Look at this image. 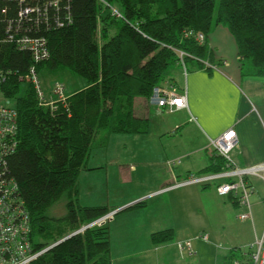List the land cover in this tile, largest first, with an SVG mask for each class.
I'll list each match as a JSON object with an SVG mask.
<instances>
[{
    "label": "trees",
    "instance_id": "1",
    "mask_svg": "<svg viewBox=\"0 0 264 264\" xmlns=\"http://www.w3.org/2000/svg\"><path fill=\"white\" fill-rule=\"evenodd\" d=\"M104 1L71 0V24L47 33L50 54L37 65V72L40 67L65 66L87 80L65 102L52 106L41 103L31 81L20 79L28 74L32 56L7 40L5 22H0V71L5 75L0 92L19 114L18 145L8 157L7 172L18 183L30 213L35 250L53 245L110 211L106 206H81L74 198L93 141L102 129L149 131V120L134 112V99H149L156 85L168 81L170 66L179 65L176 50L190 54L185 58L187 70V59L201 62L208 51L186 32L206 36L215 18L229 28L239 54L253 65L255 74L264 75V0ZM110 5H117L123 16H114ZM14 13L10 5L9 14ZM219 159L204 171L220 170L224 161ZM64 192L69 198L67 213L54 219L63 222L59 225L46 210ZM173 233L158 231L152 240L165 242ZM32 264H112L109 227H87Z\"/></svg>",
    "mask_w": 264,
    "mask_h": 264
},
{
    "label": "crops",
    "instance_id": "2",
    "mask_svg": "<svg viewBox=\"0 0 264 264\" xmlns=\"http://www.w3.org/2000/svg\"><path fill=\"white\" fill-rule=\"evenodd\" d=\"M205 46L211 51L209 59H193L186 73L177 66L181 88L176 79H168L186 94L187 107L170 113L146 97L136 107L135 99L141 97L134 99L135 114L149 120V131L143 134L155 128L166 142H131L129 153L114 159L117 171H106L118 200L109 207L115 214L107 223L112 264H229L238 254L233 249L264 238V195L255 184L257 179L264 185V179L250 178L255 192L249 219L239 218L244 208L231 194L220 195L216 184L168 188L173 175L198 173L218 163L220 157L208 149L209 140L229 128L237 132L238 165L264 162V75L255 74L239 54L236 38L221 23L212 25ZM207 62L216 67L208 68ZM152 112L170 116L157 118ZM106 166L99 163L81 171ZM167 229L174 232L172 239L154 243L152 234ZM187 240L192 254L179 248L178 243Z\"/></svg>",
    "mask_w": 264,
    "mask_h": 264
},
{
    "label": "built area",
    "instance_id": "3",
    "mask_svg": "<svg viewBox=\"0 0 264 264\" xmlns=\"http://www.w3.org/2000/svg\"><path fill=\"white\" fill-rule=\"evenodd\" d=\"M105 3L104 0H100ZM6 4L3 5V3ZM15 9L9 14V6ZM71 0H0V22H5L3 33L7 40L18 50L29 51L33 61L40 62L48 59L49 47L47 33L53 29L71 24ZM111 12L116 17H122L121 11L110 5ZM193 34L195 40L204 44L206 36L202 32H186V36ZM179 63L184 72H187L186 56L190 54L176 50ZM196 59V58H194ZM207 66L216 67L207 62ZM0 71V83L5 78ZM20 79H29L36 89L42 104L54 105L56 102H65L68 98L65 86L56 82L54 84L55 97L47 101L40 85L38 72L32 65L28 74ZM0 94V98H1ZM151 104L172 113L187 107L186 94L169 83V81L156 85L149 97ZM19 114L13 105L0 99V264H32L43 252L50 248L35 250L32 242V221L21 196L20 188L13 176L7 172L8 157L11 156L18 145ZM238 147L237 132L234 128L227 129L219 136L210 138L208 149L216 157H222L224 167L218 171L192 172L185 176L173 175L172 183L168 188H177L187 185L207 186L216 184L220 195L231 194L240 208L238 216L241 219L251 218V194L255 192L254 186L249 184L251 177L264 179V162L238 165L234 160V151ZM169 165L173 161L168 162ZM115 212L108 213L96 219L91 225L108 222ZM84 228L80 229L82 232ZM202 238L207 239L206 235ZM181 250L194 253L191 241L178 243ZM234 256L229 264H264V238H256L247 248L233 249Z\"/></svg>",
    "mask_w": 264,
    "mask_h": 264
},
{
    "label": "rangeland",
    "instance_id": "4",
    "mask_svg": "<svg viewBox=\"0 0 264 264\" xmlns=\"http://www.w3.org/2000/svg\"><path fill=\"white\" fill-rule=\"evenodd\" d=\"M116 7L119 9V7L117 5H116ZM217 7H218V2H217L216 9H215L214 17H216V15H217ZM214 24H216L215 18L213 20V25ZM204 44H205V42H204ZM27 52H29V51H27ZM210 55H211V51H210V49H208L205 56L207 59H209ZM192 58L194 59V57H192ZM191 60L187 59L188 65H190ZM43 61H45V60H43ZM43 61H40V62L33 61L32 65H35L37 67V65ZM179 65L182 66V64H180V63H179ZM177 66L178 65H176V64L170 66V69L168 72V77L172 78L173 80L176 79V83L178 86V85H181L182 80H181V77H179V75H178V70L175 71L177 69ZM182 68H183V66H182ZM183 70H184V68H183ZM38 77H39L41 88H42L43 93H44V97L47 101L51 100V96H56L54 93V84L56 82H60L65 86L66 93L72 92L74 89H77L79 87H83L87 83V80L85 77H83L80 74L70 70L69 68H67L65 66H60L59 68H56V69H51V68H48L46 66L40 67L38 70ZM26 80L30 81L29 79H26ZM168 81L171 84L173 83L171 80H168ZM179 88H181V87H179ZM0 94H1V92H0ZM1 96H2V94H1ZM139 97H141V98L135 99L136 107L140 106V102H139L140 99L145 100V97H142V96H139ZM0 99L4 103L12 105L8 101H6L5 100L6 98H4L3 96ZM152 115L154 116L155 113L152 112ZM168 116H170L168 113L160 112V114L155 115L154 117L167 118ZM107 132H109V131L102 129L98 133L97 137L93 141L90 156L85 163L86 167H88V166L91 167L94 165L96 166V165H99V163H104L107 165L106 168H103V170H98V169H93V170H89V171L84 170V171H81L79 174L78 182H77L78 183V185H77L78 193H77V196L74 198L77 199V202L81 206H106L107 208H109V207L111 208V205H115L117 203L118 200H116L117 197L114 194V188H113L112 181H111V179L109 181L107 176H109L110 173H112V172L115 173L117 171V167H116L117 165L114 163V159L116 156L124 157L125 155H127L130 151V143L131 142H166L165 141L166 138L164 139L162 137H158V133L155 130V128L152 132H150V134L107 133ZM106 134L109 135L107 141L105 139ZM104 140H105V142H103ZM149 147L152 148L151 146H149ZM233 157H234V155H233ZM220 158H222V157H220ZM234 160H235V158H234ZM223 161H224V159H223ZM235 162H236V160H235ZM224 164H225V161H224ZM223 167H224V165H223ZM107 170L110 171L109 174L106 173ZM201 172H208V171H201ZM190 173H192V172H190ZM255 178L256 177H254V179ZM258 182L259 181L257 179H255V184H257V186H258V191L262 195H264V185H262V184L259 185ZM249 184H250V179H249ZM122 187L124 188L125 186H122ZM68 199H69L68 193L64 192L46 210V214L48 215V217L51 218L50 220L52 222L57 223L59 225L63 224L62 221H58V220H54V219L55 218L56 219L62 218L66 215ZM263 202H264V198H263ZM257 208H258V206H255L254 210L256 211ZM111 212H115V210H113ZM111 212H109V213H111ZM113 217H114V215H113ZM94 221H96V220H94ZM94 221L83 225L80 229L84 228V230H85L87 227L93 226L91 224ZM107 223L108 222L101 223V224L98 223V224H94V226H105V225H107ZM55 227L58 228L57 226H55ZM79 230H77L76 233L79 232ZM203 236H204V234L202 235V237ZM44 240H42V241H44ZM51 246H52V244H51ZM247 247L248 246H246L245 248H247ZM238 249H241V248H238Z\"/></svg>",
    "mask_w": 264,
    "mask_h": 264
},
{
    "label": "water",
    "instance_id": "5",
    "mask_svg": "<svg viewBox=\"0 0 264 264\" xmlns=\"http://www.w3.org/2000/svg\"><path fill=\"white\" fill-rule=\"evenodd\" d=\"M75 233H76V232H73V233H71L70 235L66 236L65 238H67V237H69V236H71V235H73V234H75ZM65 238H63V239L59 240L58 242L54 243L52 246H54L55 244L61 242V241L64 240ZM52 246H50V248H51Z\"/></svg>",
    "mask_w": 264,
    "mask_h": 264
}]
</instances>
